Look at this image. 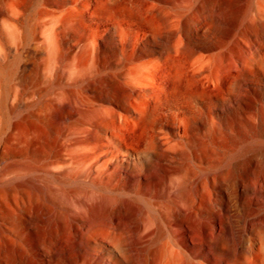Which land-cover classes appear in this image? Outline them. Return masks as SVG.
<instances>
[{"label": "bare ground", "instance_id": "bare-ground-1", "mask_svg": "<svg viewBox=\"0 0 264 264\" xmlns=\"http://www.w3.org/2000/svg\"><path fill=\"white\" fill-rule=\"evenodd\" d=\"M0 264H264V0H0Z\"/></svg>", "mask_w": 264, "mask_h": 264}]
</instances>
